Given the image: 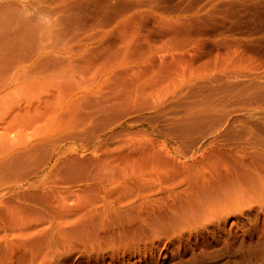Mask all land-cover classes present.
Wrapping results in <instances>:
<instances>
[{"label": "rangeland", "instance_id": "rangeland-1", "mask_svg": "<svg viewBox=\"0 0 264 264\" xmlns=\"http://www.w3.org/2000/svg\"><path fill=\"white\" fill-rule=\"evenodd\" d=\"M0 264H264V0H0Z\"/></svg>", "mask_w": 264, "mask_h": 264}]
</instances>
